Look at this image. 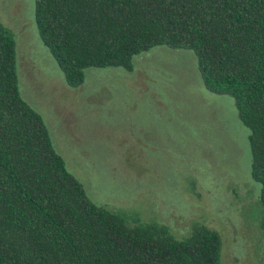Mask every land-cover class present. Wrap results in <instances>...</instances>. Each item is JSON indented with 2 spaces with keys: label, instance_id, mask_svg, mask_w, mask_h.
Wrapping results in <instances>:
<instances>
[{
  "label": "trees",
  "instance_id": "obj_1",
  "mask_svg": "<svg viewBox=\"0 0 264 264\" xmlns=\"http://www.w3.org/2000/svg\"><path fill=\"white\" fill-rule=\"evenodd\" d=\"M35 22L70 87L88 67L130 71L154 46L192 50L204 87L232 97L249 129L264 235V0H36ZM220 248L203 224L177 240L89 198L21 96L15 37L0 23V264H219Z\"/></svg>",
  "mask_w": 264,
  "mask_h": 264
},
{
  "label": "rangeland",
  "instance_id": "obj_2",
  "mask_svg": "<svg viewBox=\"0 0 264 264\" xmlns=\"http://www.w3.org/2000/svg\"><path fill=\"white\" fill-rule=\"evenodd\" d=\"M36 0H0L18 85L89 198L175 239L195 224L221 238L219 264H263L260 183L233 98L208 91L192 50L154 46L133 69L88 67L70 87L35 22Z\"/></svg>",
  "mask_w": 264,
  "mask_h": 264
}]
</instances>
